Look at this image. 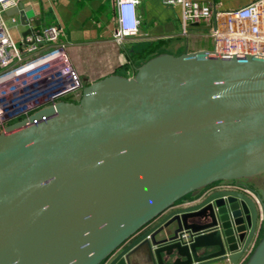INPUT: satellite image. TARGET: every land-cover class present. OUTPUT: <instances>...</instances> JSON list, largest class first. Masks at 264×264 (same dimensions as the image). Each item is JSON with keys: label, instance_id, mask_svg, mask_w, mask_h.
<instances>
[{"label": "water", "instance_id": "1", "mask_svg": "<svg viewBox=\"0 0 264 264\" xmlns=\"http://www.w3.org/2000/svg\"><path fill=\"white\" fill-rule=\"evenodd\" d=\"M262 173L264 56L159 53L0 132V264H264Z\"/></svg>", "mask_w": 264, "mask_h": 264}, {"label": "built area", "instance_id": "2", "mask_svg": "<svg viewBox=\"0 0 264 264\" xmlns=\"http://www.w3.org/2000/svg\"><path fill=\"white\" fill-rule=\"evenodd\" d=\"M180 8L185 34L190 24L206 23L214 42L212 52L225 55L264 56V0H253L232 10H219L220 0H163ZM116 29L121 44L139 30L137 0H115ZM15 0H0V132L60 100H72L84 83L72 66L58 25H49L25 37L19 45L5 22L6 9ZM15 22L14 17L11 18ZM257 202L249 189H243ZM180 239L186 241L183 232Z\"/></svg>", "mask_w": 264, "mask_h": 264}, {"label": "crops", "instance_id": "3", "mask_svg": "<svg viewBox=\"0 0 264 264\" xmlns=\"http://www.w3.org/2000/svg\"><path fill=\"white\" fill-rule=\"evenodd\" d=\"M250 1L253 0H220L216 8L232 10ZM14 6L28 9V22L27 25H22L17 14L9 16L5 13V22L12 38L19 42L25 41L26 36L44 27L58 25L62 29L60 41L65 44L71 64L85 85L110 74L133 76L132 73L138 66L130 61L129 55L147 47L154 49L151 57L159 53L179 55L202 50L212 51L214 48L208 24H190L184 34L180 8L166 4L163 0H137L138 33L125 37L121 44L113 39L116 29L115 0H15ZM12 17L16 19L15 22H12ZM27 29L31 33L24 35ZM262 177L264 178V173L250 179L217 184L247 188L260 201L258 190L253 192L248 185L250 180ZM259 208L260 211L263 208L261 202ZM261 227L263 225L259 223L254 246L262 236ZM244 261L246 258L239 264Z\"/></svg>", "mask_w": 264, "mask_h": 264}, {"label": "rangeland", "instance_id": "4", "mask_svg": "<svg viewBox=\"0 0 264 264\" xmlns=\"http://www.w3.org/2000/svg\"><path fill=\"white\" fill-rule=\"evenodd\" d=\"M15 42L19 45V41H16L15 40ZM135 72L136 71H134V73H132L133 75L135 74ZM85 85V84H84ZM259 175H263V173L262 174H259ZM255 177V176H254ZM249 184L250 185H248L249 186V188L253 191V192H255V191H257V193L261 196V197H259V195H257V193H255L258 197H259V199H260V201L259 202H261V204H263V208H261V214H264V178L262 177V178H260V179H252V180H250L249 181ZM256 189V190H255ZM255 190V191H254ZM260 225L262 226L263 225V228H262V234L261 235H263L264 234V220H261V222H260Z\"/></svg>", "mask_w": 264, "mask_h": 264}, {"label": "trees", "instance_id": "5", "mask_svg": "<svg viewBox=\"0 0 264 264\" xmlns=\"http://www.w3.org/2000/svg\"><path fill=\"white\" fill-rule=\"evenodd\" d=\"M153 50L154 49H152L151 47H147L141 51L129 55L130 61L134 64H137V66H139L140 64L151 58V54Z\"/></svg>", "mask_w": 264, "mask_h": 264}]
</instances>
